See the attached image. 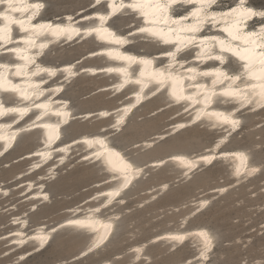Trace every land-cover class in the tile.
Segmentation results:
<instances>
[{"label":"bare ground","instance_id":"6f19581e","mask_svg":"<svg viewBox=\"0 0 264 264\" xmlns=\"http://www.w3.org/2000/svg\"><path fill=\"white\" fill-rule=\"evenodd\" d=\"M89 1L100 7L81 19L98 17L97 28L93 27L94 23L79 26L69 21L54 23L62 15L68 19L74 16L63 14L58 0L54 7L53 0H0V5L6 4L0 10L3 18L0 54L13 51L0 60V166L18 160L23 164L8 180H0V199L8 198L12 187L17 198L8 230L0 234L2 254H13L8 262H20L45 250L56 235L65 234L81 240L69 259L99 256L124 227L122 219L130 209L124 207L129 193L152 172L166 171L174 176L143 189L140 193L146 195L138 205L155 199L171 183L187 182L198 172L218 167L220 181L224 180L223 175L228 181L174 206L175 210L187 208L176 222H169L171 225L148 239L91 264H114L124 256L128 258L120 264L148 263L152 255L147 247L154 244L164 247L166 252L189 248L184 259L172 264H220L223 258V252L217 248L220 236L207 223L192 220L213 200L254 180L264 168V160L253 155L257 145L244 147L231 143L243 134L247 122H256L252 127L264 124V110L259 118L249 114L264 107V50L259 49L264 48V1ZM132 11H136L134 18L143 17L149 23L131 32L141 35L129 38L124 32L129 24L122 21L106 25L112 17ZM16 12L20 13L19 17L14 15ZM26 14V18H20ZM167 23L175 25L171 28ZM211 24L213 27L208 28ZM214 29L222 30L241 44L226 43L221 34L210 32ZM81 32L84 33L79 36ZM84 39L90 55L103 56L78 67L71 58H52L55 49H63L62 44ZM142 39L151 41V45L138 44ZM13 41L21 44L5 48ZM95 41L119 47L113 51L94 49ZM171 44H174L172 48L160 50L167 60L155 68L156 47ZM196 45L199 48L192 49ZM109 60L125 64L117 66ZM135 63L142 65L139 77L131 76L135 71L130 68ZM13 67L12 76L24 79L15 81L8 77ZM174 67L178 71H171ZM101 71L105 74L99 75ZM80 79H103L83 97L106 89L102 96L112 100L96 107L80 104L81 100H74L68 91ZM166 85L167 92L159 94ZM149 99H154L155 106L148 108L145 116L174 104H184L166 118L165 122H171L168 126L128 144L122 139L125 128L134 116L137 121L144 117L138 112L145 109ZM189 110L188 114L175 118ZM74 122H86V125L74 132ZM204 126L220 129L208 146L194 151L177 150L147 160L140 156L168 135ZM40 127L43 130L36 129ZM24 140L30 144L28 149L8 160L7 155ZM75 164L93 169L96 179L89 187L94 191L63 208L59 213L63 215L54 221L47 218L32 221L30 215L52 201L48 184ZM9 183L11 188L6 186ZM22 205L24 209L18 211L16 208ZM256 207L263 209L264 200ZM257 232H264V220L257 226ZM134 235L135 232H129L131 238ZM64 263L65 260H60L53 264ZM240 264H264V254L251 261L244 259Z\"/></svg>","mask_w":264,"mask_h":264},{"label":"rangeland","instance_id":"374dc122","mask_svg":"<svg viewBox=\"0 0 264 264\" xmlns=\"http://www.w3.org/2000/svg\"><path fill=\"white\" fill-rule=\"evenodd\" d=\"M53 7L56 5L55 0ZM60 9H67L76 3V0H58ZM264 1V0H259ZM80 0H77L79 3ZM77 53V49H55V60H64L71 58ZM98 84L97 80L80 79L77 83L69 87L70 94L74 100L80 99V104L96 107L110 102L102 94L83 97L87 92L94 89ZM75 89L77 93L75 92ZM75 93V94H74ZM145 109L138 114H143V118L137 121L134 116L132 122L125 128L122 139L127 140L128 144L144 139L163 129L164 117L145 116ZM72 131L78 132L83 128L86 122H74ZM247 130L242 136L233 138L231 143L234 146L249 147L257 145L253 150L254 158L264 160V124L252 127L256 122H247ZM73 132L71 133V135ZM74 135V134H73ZM214 138V133L208 132L199 127L182 131L175 135H168L157 142L149 150L140 153V156L147 160L153 157L169 154L177 150L194 151L208 146ZM30 146L25 140L18 147L12 150L8 155L11 160L27 150ZM138 151V150H137ZM136 151V152H137ZM23 166L22 161H13L9 165L0 166V180H8L17 170ZM218 167L210 168L198 172L191 180L187 182L178 181L171 183L169 188L155 199L138 205V201L145 197V192L140 193L143 189L157 184L163 180L173 178V174H167L166 171L151 173L150 176L140 184L138 188L132 190L129 195L128 203L124 207L130 208L124 215L122 223L123 229L116 235L111 246L99 256H91L87 260L69 259L75 253L77 245L81 240L76 237L66 236L65 234L56 235L51 244L42 252H37L20 262H8L13 254H2L3 246L0 242V264H53L60 260H65L64 264H91L104 256H111L124 250L130 245L142 242L153 234L162 231L169 222H176L187 208L174 209L173 207L181 204L190 197L196 196L199 192L228 181L223 175L224 180L220 181ZM96 179L93 169L86 165L75 164L68 170L61 171L58 177L48 184L52 194V201L39 206L38 209L30 215L32 221L45 219L54 221L61 217L59 214L63 208L70 206L93 192L89 185ZM264 181V168L260 175L240 186L231 188L223 196L212 201L210 206L200 213L192 222L207 223L209 227L215 230L220 236L217 248L223 252V258L220 264H240L244 259L248 261L264 254V232L258 233L257 226L264 220V208L257 210L256 206L264 200V190H261ZM8 183V182H6ZM6 184L11 188L12 184ZM251 188V189H250ZM11 194L6 199H0V234L7 231L9 216L12 213L14 204L17 202L16 191L11 188ZM9 202H8V201ZM11 203V205H9ZM18 211L24 209L18 206ZM135 232L133 238L129 232ZM245 243V241H247ZM147 251L151 253L152 259L144 264H172L178 260L184 259L189 248L178 249L172 252H166L160 245H149ZM128 256L114 262L120 264ZM122 262V263H123Z\"/></svg>","mask_w":264,"mask_h":264},{"label":"water","instance_id":"95a60500","mask_svg":"<svg viewBox=\"0 0 264 264\" xmlns=\"http://www.w3.org/2000/svg\"><path fill=\"white\" fill-rule=\"evenodd\" d=\"M109 0H105L103 3H107ZM124 1V0H123ZM115 2H118V0H116ZM194 4H192V5H184L183 6V8H190L191 6H193ZM5 6H6V4L5 3H2L1 5H0V10L1 9H4L5 8ZM99 7H100V4H98V5H92V2L91 1H89V0H80V2L79 3H77V0H76V3H74V5L73 6H71V7H69V8H67V9H65V10H63L62 9V13L63 14H65V13H72V14H74V16L72 17V18H70V19H68L67 17V15H62L61 17H59V18H56L53 22L55 23V22H66V21H69V22H73L74 23V25H76V26H79V25H85V24H91V23H94V26L93 27H95V28H97V27H99L100 26V24H99V18L98 17H91L90 19H85V20H83V19H81L82 17H84L85 15H87V14H92V13H94L96 10H98L99 9ZM126 9H128V10H131V8L130 7H126ZM11 11L9 10V11H7V13H10ZM136 13V11H132L131 12V14H126V15H120V16H115V17H112L110 20H109V22L106 24L107 26L110 24V22H113V21H115V22H125L126 24H129V25H126V27L124 28V32H126V33H128V37L129 38H132V37H135V36H137V35H141L140 33H131L136 27H138V26H141V25H149V23H147V22H145L144 20H143V17H137V18H134V14ZM14 15L15 16H20V13L19 12H16V13H14ZM26 16H27V14L26 15H24V16H22V17H20V18H26ZM2 19L3 18H1L0 17V23L2 22ZM187 21H189V20H187ZM167 26H169V27H171V28H173L174 27V25L175 24H169V23H167L166 24ZM220 24H217V26H219ZM213 27V25L211 24V25H209L208 26V28H212ZM18 28L17 27H15V25H14V30H17ZM211 33H218V34H221L222 36H223V40L226 42V43H233V44H235V45H238V44H241V42L238 40V39H235V38H233V37H230L229 35H227L226 33H224L222 30H220V29H214V30H211L210 31ZM83 33L84 32H81L80 33V35L79 36H81V35H83ZM18 34H22V33H20V32H18ZM86 39H84L83 41H81V42H78V41H75V42H68V43H64V44H62V46H61V48H69V49H77V53L75 54V55H73V56H71V61H73L74 63H75V65H76V67H78V66H82V65H84L85 63H87V62H91V61H93L94 60V58H97V57H102L103 55L102 54H95V55H90L88 52V50L89 49H87L86 48ZM198 42V41H197ZM142 44V45H151V41H149V40H139V42H138V44ZM17 44H21L20 42H15V41H13L12 43H10V44H8L5 48H7V47H11V46H15V45H17ZM133 46V45H132ZM174 46V44H171V45H158L156 48L158 49V50H156V51H154V53H153V55H154V58L158 61L156 64H155V68H158L159 67V65L161 64V62L162 61H165V60H167V57H165V55H161L160 54V50L161 49H164V48H172ZM94 49H99V48H106V49H108V50H110V51H113V50H115L116 48H118L119 47V45H117V44H114V43H108V42H100V41H95L94 42ZM199 47L196 45V46H194L192 49H198ZM214 49H216V48H214ZM214 49H213V51H214ZM259 49H263L264 50V48H259ZM122 50H125V48H122ZM217 51L219 52V50L217 49ZM157 53V54H156ZM11 54H13V51L12 52H5V53H2V54H0V60H1V58L2 57H5V56H8V55H11ZM141 54H145V52H141ZM15 61H16V59H14ZM109 63H111V64H114V65H117V66H122V65H124L125 63H123V62H120V61H116V60H109L108 61ZM160 62V63H159ZM211 62H217L216 60H213V61H211ZM207 63H210V61L209 62H207ZM242 63V62H241ZM141 67H142V65L140 64V63H135L130 69L131 70H134L135 71V73H133L131 76L133 77V76H135V77H139V73H140V70H141ZM1 69H2V67H0V71H1ZM15 70V67H13L12 69H10V71H9V73H8V77L10 78H14V80L15 81H20V80H22V79H24V78H19V77H14V76H12V73H13V71ZM174 70H176V71H178L177 69H176V67H174V68H172V70L171 71H174ZM99 75H102V74H105V72H100V73H98ZM101 80H103V79H100V80H98V81H101ZM228 81V80H227ZM227 81H225V83L227 82ZM250 81L251 82H255V80L254 79H250ZM187 82L188 81H186V83H185V85H187ZM224 84V83H223ZM222 84V85H223ZM104 90H106V89H103V90H100V91H98V92H96L95 94H93V95H98V94H101V93H103V92H105ZM167 90H168V85H166V87L162 90V91H160L159 92V94H161V93H166L167 92ZM188 90L189 91H191V90H193L192 88H188ZM2 102V101H1ZM182 104H184V103H180V104H174V105H171V106H169V107H165V108H163V109H161L160 111H158L157 113H155V114H153V115H151V117H157V116H162V117H164V122H165V120H166V118L173 112V109H175V108H177V107H179V106H181ZM187 104H188V102H187ZM145 106L146 107H153V106H155V101H154V99H149L148 100V102L145 104ZM195 107H197V106H195ZM194 107V108H195ZM193 109V108H192ZM191 109V110H192ZM191 110H189V111H186V112H184V113H182V114H180V115H178L177 117H175V118H179V117H181V116H184V115H186V114H188ZM264 110V107H262L261 109H259V110H257V111H255V112H249V114H255V117L257 118H259L260 116V113L262 112ZM113 115V114H112ZM46 119V117H44V118H42V119H40V121L39 122H42V121H44ZM171 122H165L164 123V126L162 127V128H164V127H166V126H168L169 124H170ZM192 128H195V127H189V128H187V129H185V130H189V129H192ZM36 129H38V130H43V128L42 127H40V128H36ZM200 129H204V130H206V131H208V132H212V133H214V138H215V134H216V132H218V131H220V129H207V127H200ZM185 130H183V131H185ZM247 130V129H246ZM245 130V131H246ZM244 131V132H245ZM182 132V131H181ZM180 133V132H179ZM178 134V133H177ZM173 135H175V134H173ZM243 135V134H242ZM242 135H240V136H242ZM239 136V137H240ZM214 138H213V140H214ZM212 140V141H213ZM180 150H182V149H180ZM97 162V161H96ZM96 162H94V163H96Z\"/></svg>","mask_w":264,"mask_h":264}]
</instances>
